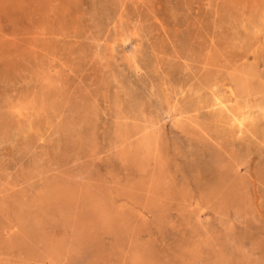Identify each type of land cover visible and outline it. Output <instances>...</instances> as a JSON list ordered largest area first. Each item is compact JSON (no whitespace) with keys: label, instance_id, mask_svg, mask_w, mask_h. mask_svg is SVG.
I'll list each match as a JSON object with an SVG mask.
<instances>
[{"label":"rangeland","instance_id":"1","mask_svg":"<svg viewBox=\"0 0 264 264\" xmlns=\"http://www.w3.org/2000/svg\"><path fill=\"white\" fill-rule=\"evenodd\" d=\"M0 264H264V0H0Z\"/></svg>","mask_w":264,"mask_h":264},{"label":"bare ground","instance_id":"2","mask_svg":"<svg viewBox=\"0 0 264 264\" xmlns=\"http://www.w3.org/2000/svg\"><path fill=\"white\" fill-rule=\"evenodd\" d=\"M238 125L241 126V122H239Z\"/></svg>","mask_w":264,"mask_h":264}]
</instances>
